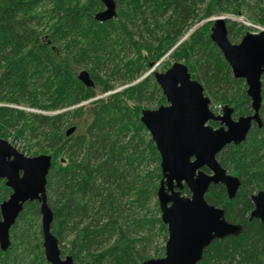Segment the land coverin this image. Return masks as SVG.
Instances as JSON below:
<instances>
[{
    "label": "trees",
    "instance_id": "16d2710c",
    "mask_svg": "<svg viewBox=\"0 0 264 264\" xmlns=\"http://www.w3.org/2000/svg\"><path fill=\"white\" fill-rule=\"evenodd\" d=\"M114 2L116 17L99 23L98 0H0V138L14 147L23 142L28 157L51 156L50 231L74 264H142L160 256L153 247L155 236L167 239L156 200L160 159L139 118L142 105H165L154 71L144 75L169 50L203 87L211 111L228 106L234 119L252 114L245 82L232 76L209 38L211 21L190 31L224 15L264 28V0ZM226 28L231 43L247 33L236 21ZM80 71L92 86L78 80ZM261 96V127L253 124L244 142L216 156L240 181L235 197L229 200L222 185L205 195L242 232L213 240L198 264H264V224L249 220L251 195L264 191V73ZM10 193L0 179V203ZM181 194L188 196L187 188ZM9 241L0 264H47L37 202L23 205Z\"/></svg>",
    "mask_w": 264,
    "mask_h": 264
},
{
    "label": "water",
    "instance_id": "95a60500",
    "mask_svg": "<svg viewBox=\"0 0 264 264\" xmlns=\"http://www.w3.org/2000/svg\"><path fill=\"white\" fill-rule=\"evenodd\" d=\"M98 1L103 10L96 13L94 19L99 23L114 19V0ZM210 21L209 38L222 54L232 76L245 82L252 114L234 119L233 109L228 106L221 107L215 114L210 109V99L204 95L203 87L191 78L181 62H173L164 72H149H153L165 105L153 110L142 109L139 121L148 132L160 159L161 178L156 200L160 220L167 229V239L163 257L150 258L142 264H198L213 240L238 236L242 232V226L229 223L223 210L208 204L205 195L211 185H222L231 200L240 187L239 179L228 174L216 156L226 146L244 142L253 124L261 127L259 110L264 73V29L254 34L246 33L237 44H233L227 36L226 22L234 20L219 16ZM205 22H200L190 32ZM77 78L84 86H92L86 71H80ZM210 122L218 123V127H211ZM74 131V127L68 128L65 135L69 136ZM50 167L51 156L28 157L0 138V179L11 191L8 198L0 203V251L8 250L9 230L23 205L37 202L46 263L74 264L71 256L61 255L58 241L50 231L52 213L46 195ZM184 187L189 192L188 196L181 194ZM250 199L253 209L249 220L257 219L264 224V191L254 193Z\"/></svg>",
    "mask_w": 264,
    "mask_h": 264
},
{
    "label": "rangeland",
    "instance_id": "374dc122",
    "mask_svg": "<svg viewBox=\"0 0 264 264\" xmlns=\"http://www.w3.org/2000/svg\"><path fill=\"white\" fill-rule=\"evenodd\" d=\"M215 17H217V16H213V17H211V18H209V19H207V20H204V21H206L205 23H207V22H210V19H213V18H215ZM219 17V16H218ZM224 17H228V18H232L234 21H236V22H238V23H241V24H244L246 27H247V33H258L261 29H264V28H261L260 26H256V25H252V24H250L249 22H247V21H245L242 17L241 18H239V17H234V16H225L224 15ZM204 23V24H205ZM211 25H212V21H211ZM189 34V33H188ZM187 34V35H188ZM186 35V36H187ZM186 36L185 37H183L182 39H181V41L183 40V39H185L186 38ZM180 41V42H181ZM233 43V42H232ZM233 44H237V42H235V43H233ZM173 49V48H172ZM172 49L171 50H169L163 57H162V59L161 60H159V62H157L147 73H149L151 70L152 71H157V72H164V71H166L170 66H171V64L173 63V62H175L174 60H172L168 55H169V53L170 52H172ZM181 63H183V62H181ZM166 67H168L167 69H164V68H166ZM146 73V74H147ZM145 74V75H146ZM144 75V76H145ZM121 88H116L114 91H112L111 93H113V92H115V91H118V90H120ZM110 93V92H109ZM109 93H107V94H109ZM102 96V95H101ZM101 96H99V97H101ZM158 106H156V104H154L153 102L152 103H150V105H142V109H150V110H153V109H155V108H157ZM216 107H218V106H216ZM148 133V132H147ZM149 135V134H148ZM25 147V144L23 143V142H17V144H16V148H17V150L19 151V152H21V153H23L22 151H23V149H25L24 148ZM25 154V153H24ZM227 173L228 174H230V172H228L227 171ZM165 242H166V240H165ZM165 242H164V239H163V237H161V235H157V236H155V239H154V243H153V247L154 248H156L157 249V251L160 253V256H159V258L160 257H163V255H164V245H165ZM163 248V249H162ZM161 249V250H160Z\"/></svg>",
    "mask_w": 264,
    "mask_h": 264
},
{
    "label": "built area",
    "instance_id": "2783aa9c",
    "mask_svg": "<svg viewBox=\"0 0 264 264\" xmlns=\"http://www.w3.org/2000/svg\"><path fill=\"white\" fill-rule=\"evenodd\" d=\"M215 109H217V111H219L220 108L219 107L218 108L215 107Z\"/></svg>",
    "mask_w": 264,
    "mask_h": 264
},
{
    "label": "flooded vegetation",
    "instance_id": "af4514ba",
    "mask_svg": "<svg viewBox=\"0 0 264 264\" xmlns=\"http://www.w3.org/2000/svg\"><path fill=\"white\" fill-rule=\"evenodd\" d=\"M218 112H216L215 114H217Z\"/></svg>",
    "mask_w": 264,
    "mask_h": 264
}]
</instances>
